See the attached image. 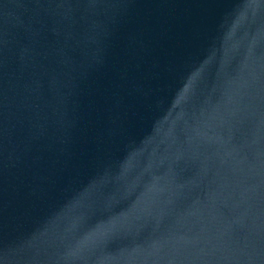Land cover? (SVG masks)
I'll return each instance as SVG.
<instances>
[{"label":"water","instance_id":"95a60500","mask_svg":"<svg viewBox=\"0 0 264 264\" xmlns=\"http://www.w3.org/2000/svg\"><path fill=\"white\" fill-rule=\"evenodd\" d=\"M0 264H264V0H0Z\"/></svg>","mask_w":264,"mask_h":264},{"label":"snow or ice","instance_id":"6c2138e0","mask_svg":"<svg viewBox=\"0 0 264 264\" xmlns=\"http://www.w3.org/2000/svg\"><path fill=\"white\" fill-rule=\"evenodd\" d=\"M196 82L197 81H191L190 82V79L188 80V82L186 83L184 89H183V95H184V98H188V95L190 92H192V90L194 89V86L196 85Z\"/></svg>","mask_w":264,"mask_h":264}]
</instances>
